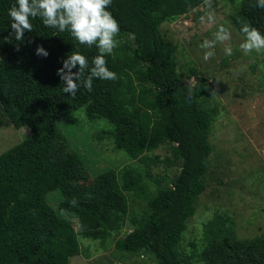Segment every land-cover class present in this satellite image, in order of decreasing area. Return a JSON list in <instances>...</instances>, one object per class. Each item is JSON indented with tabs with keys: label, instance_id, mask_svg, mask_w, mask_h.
Here are the masks:
<instances>
[{
	"label": "trees",
	"instance_id": "obj_1",
	"mask_svg": "<svg viewBox=\"0 0 264 264\" xmlns=\"http://www.w3.org/2000/svg\"><path fill=\"white\" fill-rule=\"evenodd\" d=\"M207 1L0 0V127L31 129L0 153V264H69L79 237L115 238L116 249L154 264H264V232L240 237L225 212L203 223L199 245L182 244L207 187L218 107L206 101L211 76L193 65L182 75L161 25ZM238 1L231 23L264 47V0ZM83 22L94 30L83 33ZM106 29L130 40L109 49ZM79 107L109 121L113 149L143 168H103L76 186L68 173L82 157L56 122ZM161 144L180 160L167 180L150 172L169 159L149 153Z\"/></svg>",
	"mask_w": 264,
	"mask_h": 264
},
{
	"label": "rangeland",
	"instance_id": "obj_2",
	"mask_svg": "<svg viewBox=\"0 0 264 264\" xmlns=\"http://www.w3.org/2000/svg\"><path fill=\"white\" fill-rule=\"evenodd\" d=\"M238 2L208 0L161 25L166 40L176 47V62L182 75L193 65L211 76L214 88L206 101L209 107H218L209 136L213 149L209 156L207 187L199 195L195 213L188 220L182 241L186 250L190 249L192 239L200 244L203 223L216 212L231 216L240 237L264 232V47L258 39L240 33L231 23L229 16ZM81 30L88 33L94 27L83 22ZM105 34L111 39L109 49L130 40L107 29ZM192 79L188 78L187 82ZM56 123L68 148L79 151L82 157V164L68 173L76 186L90 184L94 174L103 168L128 163L143 168L124 151L113 149L109 138L112 124L104 118L88 119L84 107L64 114ZM30 133L25 124L19 128L0 127V153ZM149 153L169 158L150 168L154 176H166L167 180L179 173L180 160L173 159L169 145L161 144ZM48 198L55 207L58 192H50ZM128 198L136 210L145 204L134 194H128ZM70 222L77 230V219L72 218ZM127 231L126 226L120 235ZM79 239L82 251L69 264H154L139 254L116 249L115 238L110 237L104 243Z\"/></svg>",
	"mask_w": 264,
	"mask_h": 264
}]
</instances>
